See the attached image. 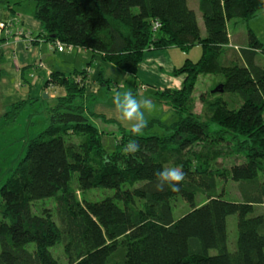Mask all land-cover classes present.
I'll return each instance as SVG.
<instances>
[{
    "label": "trees",
    "instance_id": "16d2710c",
    "mask_svg": "<svg viewBox=\"0 0 264 264\" xmlns=\"http://www.w3.org/2000/svg\"><path fill=\"white\" fill-rule=\"evenodd\" d=\"M32 2L41 32L32 34L30 45L60 42L90 50L132 75L149 50L200 45L202 54L175 70L174 75H185L180 89L156 94L176 121H150L139 135L121 130L111 153L102 147L82 102L89 98L87 68L50 74L45 88L62 92L43 109L45 128L19 139L21 157L12 178L0 186V264H58L51 252L58 244L67 264H264V211L258 208L264 204V63L255 62L259 52L264 55V46L248 29L246 47L234 50L227 30L228 22L248 21L262 10L264 0H199L205 37L187 0ZM154 22L161 25L156 31ZM199 76H211L215 87L220 85L210 94H232L241 105L231 107L218 96L208 102L201 94L207 116L195 114ZM37 103L30 99L13 105L2 128H11L27 104ZM129 140L141 146L135 155L122 152ZM227 141L235 142L245 160L213 170L211 163L226 155L221 145ZM198 146L199 152H193ZM171 166L186 174L179 191H156L153 172ZM74 174L78 192L104 189L113 194L98 201L77 200ZM228 178L237 183L241 202L217 194L218 180ZM199 193L207 199L197 206ZM55 197L56 219L32 212V203ZM177 197L191 210L174 220L170 203ZM231 215L237 216L232 251L226 226Z\"/></svg>",
    "mask_w": 264,
    "mask_h": 264
},
{
    "label": "crops",
    "instance_id": "0c3cea01",
    "mask_svg": "<svg viewBox=\"0 0 264 264\" xmlns=\"http://www.w3.org/2000/svg\"><path fill=\"white\" fill-rule=\"evenodd\" d=\"M9 3L10 0H0V22L12 24L10 29L12 33L9 36H0L5 38V41L0 42V131H3L2 122L5 113L17 103L38 99L37 105L41 110L54 105L55 97L62 92V89L45 88V83L52 72L58 71L70 75L83 68H87L85 96L89 98H84L82 102L89 121L101 135V143L105 151H114L115 138L119 132L130 130V126L120 119L112 103V97L118 90L125 91L131 88L137 98L152 99L156 107L151 114H146L148 122L159 120L165 125H170L176 121L177 116L173 110L168 105L158 102L156 94L164 89L181 88L185 75L176 76L175 70L179 69L186 60L195 62L201 56H197V59L188 57L184 60L186 54H180L178 51L185 52L192 47L181 50L172 46L146 51L142 62L132 75L116 66L113 67V64L90 50L71 47L67 52L65 49L56 51L50 44L42 41L35 45H27L15 36V32L23 29L36 35L41 32V25L34 16L24 15L20 5L11 8ZM197 9L199 10V3ZM197 20L201 36L205 37L204 27L201 26L198 17ZM228 36L230 48L238 50L246 47L243 44H235L229 31ZM52 52L60 56H53ZM32 68H36V71L30 73ZM125 73L128 76H123ZM43 94H47L46 99L41 98ZM27 105L25 111L28 108H35L37 114L39 113L37 105Z\"/></svg>",
    "mask_w": 264,
    "mask_h": 264
},
{
    "label": "rangeland",
    "instance_id": "374dc122",
    "mask_svg": "<svg viewBox=\"0 0 264 264\" xmlns=\"http://www.w3.org/2000/svg\"><path fill=\"white\" fill-rule=\"evenodd\" d=\"M188 5L191 9L195 10V13L200 21V24L203 26L202 15L200 11L197 9L199 0H187ZM10 7H14L20 5V9L24 15L31 17L34 16L35 12V4L32 0H10L9 3ZM8 10H6V13ZM227 28L232 36V41L235 44L240 45H247L248 42V29L253 32V34L257 37V39L263 44L264 46V8L259 10L257 13L254 14L252 18L248 21L244 20H232L227 23ZM5 35V31L1 33V36ZM69 49L66 47L65 51L67 52ZM180 54H186L184 60L188 57L196 58L197 56L200 57L202 54V49L200 46H195L189 49L188 51H178ZM53 56H60L58 53L55 54L54 52L51 53ZM60 58V57H59ZM197 59V58H196ZM196 61V60H195ZM255 62L257 65L262 66L264 63V55L262 53H258L255 58ZM182 65V64H181ZM211 76H199L194 92H193V112L195 114H199L203 119L207 116V109L205 105L201 103L199 100V96L203 94L206 97V100L212 101L216 96L222 98L225 101H228L230 106L237 108L241 105V101L233 96L232 94H225V93H218V94H210V92H216L215 87L217 81L211 80ZM218 90V89H217ZM41 98H43L41 96ZM50 105V103H47ZM47 107V106H46ZM44 109V108H42ZM37 110L34 108H28L26 111L24 110L20 117L18 118L15 125H13L9 129H3L0 131V186L7 181L9 178H12V172L16 167L17 162L21 157V151L23 148V142L19 139L25 138V136L34 137L42 131L45 126V118L46 114L45 111L41 110L39 113L32 114ZM177 119V118H176ZM172 124V123H171ZM24 132V133H23ZM222 148L225 150L226 155L216 159L211 163L213 170H223L225 168H229L234 163L243 162L244 156L235 151L236 146L235 142H225ZM200 148L195 147L193 152H199ZM107 152V151H106ZM113 152V151H112ZM111 153V152H107ZM72 184L75 190V196L77 200H87V201H98L106 196H111L113 191L111 190H104V189H93L85 193L78 192L77 190V175L74 174L72 178ZM217 194L222 195V198L226 201L231 202H241L239 188L237 183L233 182L231 179H219L217 182ZM206 196L199 193L195 199V205L199 206L206 201ZM58 200L57 197L55 198H48L45 200L37 201L31 204L32 212L36 215H42L44 212H47L56 219V206ZM171 207H172V215L173 219L177 220L182 217L185 213L191 210V206L182 200L181 197H177L171 200ZM1 202H0V211L1 209ZM259 210L264 211V204L261 207H258ZM237 216L231 215L228 216L226 219V226H227V235H228V249L234 250L236 244V237H237ZM32 250V246L28 247ZM51 252L53 256L57 259L58 264H67V259L63 251V247L61 244L56 245L55 247L51 248ZM213 253V252H211Z\"/></svg>",
    "mask_w": 264,
    "mask_h": 264
},
{
    "label": "clouds",
    "instance_id": "9594fccd",
    "mask_svg": "<svg viewBox=\"0 0 264 264\" xmlns=\"http://www.w3.org/2000/svg\"><path fill=\"white\" fill-rule=\"evenodd\" d=\"M115 67V66H113ZM123 76H128L125 73ZM112 103L120 119L130 126L133 135H139L147 127L146 114H151L156 105L152 99L147 97L137 98L128 88L125 91H116L112 97ZM140 144L136 140H129L123 147L122 152L126 155H135L140 151ZM155 190L164 192L166 188L172 191H179L181 182L185 179V172L181 167L171 166L157 169L153 172Z\"/></svg>",
    "mask_w": 264,
    "mask_h": 264
},
{
    "label": "built area",
    "instance_id": "2783aa9c",
    "mask_svg": "<svg viewBox=\"0 0 264 264\" xmlns=\"http://www.w3.org/2000/svg\"><path fill=\"white\" fill-rule=\"evenodd\" d=\"M12 24L9 22H0V35L3 31H5L4 36H9L12 32L10 31ZM160 23L159 22H154L153 24V31H156L157 29L160 28ZM15 36L20 38L21 41L25 42L27 45H30V42L33 38L32 34L28 31H24L23 29H18L15 32ZM51 48L56 51H61L66 48L63 44L60 42H55L51 44ZM68 49H71V47H67Z\"/></svg>",
    "mask_w": 264,
    "mask_h": 264
},
{
    "label": "water",
    "instance_id": "95a60500",
    "mask_svg": "<svg viewBox=\"0 0 264 264\" xmlns=\"http://www.w3.org/2000/svg\"><path fill=\"white\" fill-rule=\"evenodd\" d=\"M218 88H221L220 85L218 86ZM218 88H216L215 91H217ZM42 97L46 99L47 98V94H43Z\"/></svg>",
    "mask_w": 264,
    "mask_h": 264
}]
</instances>
